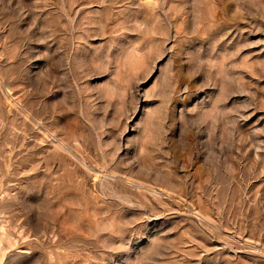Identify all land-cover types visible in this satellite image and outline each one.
<instances>
[{
  "label": "rangeland",
  "instance_id": "1",
  "mask_svg": "<svg viewBox=\"0 0 264 264\" xmlns=\"http://www.w3.org/2000/svg\"><path fill=\"white\" fill-rule=\"evenodd\" d=\"M0 264H264V0H0Z\"/></svg>",
  "mask_w": 264,
  "mask_h": 264
}]
</instances>
